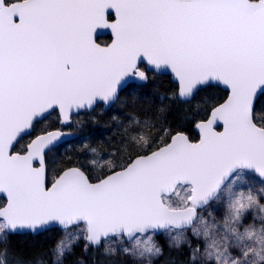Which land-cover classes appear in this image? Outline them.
Instances as JSON below:
<instances>
[{
	"label": "snow or ice",
	"instance_id": "6c2138e0",
	"mask_svg": "<svg viewBox=\"0 0 264 264\" xmlns=\"http://www.w3.org/2000/svg\"><path fill=\"white\" fill-rule=\"evenodd\" d=\"M159 71L173 97H199L192 111L159 127L134 119L120 155L89 161L96 174L79 160L49 167L67 135L42 126L51 112L67 124L125 104L126 86L135 104ZM0 197V264H23L16 235L53 228L37 264H64L81 240L153 264L159 236L189 264H264V0H0Z\"/></svg>",
	"mask_w": 264,
	"mask_h": 264
},
{
	"label": "trees",
	"instance_id": "16d2710c",
	"mask_svg": "<svg viewBox=\"0 0 264 264\" xmlns=\"http://www.w3.org/2000/svg\"><path fill=\"white\" fill-rule=\"evenodd\" d=\"M175 83L167 75H152V80L142 90H140V100L133 104L131 102V90L121 93V99L127 100L125 104H117L107 110L97 108L93 112H82L74 117L76 123L75 137L59 147H55L48 153L49 167L59 169L68 162L79 160L88 166L93 174L98 173L101 169L90 165L89 161L96 159L98 164H103L110 157V154L120 155L118 149H123L121 143L123 130L126 126L132 124L133 120H151L157 123L175 124L180 121L186 112L192 111L199 100L197 97L191 101H180L173 97ZM212 95L222 102L227 97V91L221 87L211 89ZM163 97V99H161ZM165 111L161 112L160 109ZM93 117L96 122H93ZM74 122V121H73ZM45 127L57 128L60 126L56 112L51 113L44 121ZM185 126L189 127V132L193 140L198 139V134L187 122ZM155 130H153L154 134ZM97 149L98 156H93L84 150L85 145ZM119 162V161H117ZM49 174V180L52 178ZM3 199L0 197V203ZM60 231L46 230L45 232L34 235L24 233L16 235L12 240V252L18 258L27 264H37L38 254L46 253L59 239ZM83 243L77 244L73 253L66 257V263L70 261L78 262L83 260L85 264H137L131 258L121 254H110L105 251V245L97 248H89L87 253L83 250ZM2 250V249H0ZM46 259V257H45ZM191 257L186 246L172 248L166 244L162 247V254L159 255L154 264H189Z\"/></svg>",
	"mask_w": 264,
	"mask_h": 264
},
{
	"label": "water",
	"instance_id": "95a60500",
	"mask_svg": "<svg viewBox=\"0 0 264 264\" xmlns=\"http://www.w3.org/2000/svg\"><path fill=\"white\" fill-rule=\"evenodd\" d=\"M109 13H113L112 12V10H109ZM108 13V14H109ZM106 34H111V32H110V30H102V31H100L99 33H98V35H106ZM156 74H158V75H169L170 77H171V80H172V82H174V77H173V75L170 73V71H159V72H156ZM175 83V82H174ZM219 87H221L222 89H224V90H226L225 88H224V86H219ZM227 91V90H226ZM227 98V97H226ZM179 99V98H178ZM180 101H185V100H181V99H179ZM223 102V101H222ZM109 108H111V107H107V108H104L105 110H107V109H109ZM53 112H55V111H53ZM53 112H51V113H53ZM50 113V114H51ZM80 113H82V112H80ZM80 113H75V112H73V114H72V116H71V122L70 123H67V124H61V125H63L64 127H69V126H71V124H72V122H73V117L74 116H76V115H79ZM49 114V115H50ZM218 130H221L222 131V125H220L219 127H218ZM62 131H64L65 133H67V135H65L64 137H62L61 138V140L60 141H58L57 142V145L56 146H59L60 144H62V143H64V142H66V141H71L74 137H75V135L72 133V132H70L69 130H62ZM46 230H43V231H40V232H37V233H35L34 235H37V234H39V233H42V232H45ZM24 233H30V232H23V233H20V234H24ZM33 234V233H32Z\"/></svg>",
	"mask_w": 264,
	"mask_h": 264
},
{
	"label": "rangeland",
	"instance_id": "374dc122",
	"mask_svg": "<svg viewBox=\"0 0 264 264\" xmlns=\"http://www.w3.org/2000/svg\"><path fill=\"white\" fill-rule=\"evenodd\" d=\"M78 123H76V121L74 120V122L71 124V126H70V132H72L73 134H75L76 133V129H75V126L77 125ZM52 178V177H51ZM256 186L257 187H259V184L257 183L256 184ZM179 195H183V193H180ZM172 199H173V201L174 202H179V196H177L176 194H174L173 196H172ZM60 235H61V233L59 234V238H60ZM169 237H166V236H159V237H157L156 238V241H157V243L160 245V246H162L163 247V245L164 244H166V245H168L169 246V243H168V241H169ZM81 242H83L82 240L79 242V243H81ZM78 243V244H79ZM112 247H117L116 245H111ZM124 246H130L129 244H125ZM105 247H106V245H105ZM181 247H183V246H181ZM172 248H177V247H172ZM108 253V252H107ZM114 254H121V255H124V256H127V257H129V258H131L134 262H136L137 264H139V261H138V259L136 258V257H134V256H131V255H125V254H123V253H121V252H116V253H114ZM67 257V256H66ZM66 257L64 258V263H66ZM158 257V256H157ZM157 257H154L153 258V264H154V262H155V260H156V258ZM69 264H78V262L76 263V262H74V260L73 261H70L69 262Z\"/></svg>",
	"mask_w": 264,
	"mask_h": 264
},
{
	"label": "flooded vegetation",
	"instance_id": "af4514ba",
	"mask_svg": "<svg viewBox=\"0 0 264 264\" xmlns=\"http://www.w3.org/2000/svg\"><path fill=\"white\" fill-rule=\"evenodd\" d=\"M109 16H114V13H109ZM100 36H102L101 37V41L102 42H104V43H110L111 42V34H106V35H100ZM141 67H144V65H141ZM151 75H156V76H160V75H158V74H156V73H153V74H151ZM167 76H169V75H167ZM170 77V76H169ZM170 79H171V77H170ZM172 81V80H171ZM133 83H135V82H133ZM174 83V82H173ZM127 87V86H126ZM105 110V109H104ZM51 115V114H50ZM50 115H48V117L50 116ZM43 127H45V123H43V125H42ZM57 128H59V129H61V130H69L70 131V126L69 127H64L63 125H61L60 124V126L59 127H57ZM66 142H68V141H66ZM66 142H64V143H66ZM64 143H62V144H60V145H63ZM59 145V146H60ZM59 146H56V147H59ZM51 180H49V182H50ZM2 198V197H1ZM3 199V198H2Z\"/></svg>",
	"mask_w": 264,
	"mask_h": 264
}]
</instances>
